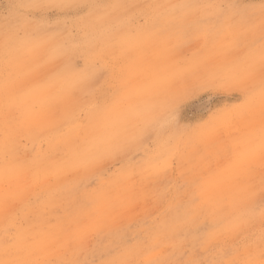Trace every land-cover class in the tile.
<instances>
[{"label":"rangeland","instance_id":"rangeland-1","mask_svg":"<svg viewBox=\"0 0 264 264\" xmlns=\"http://www.w3.org/2000/svg\"><path fill=\"white\" fill-rule=\"evenodd\" d=\"M3 141L0 264H264V0H0Z\"/></svg>","mask_w":264,"mask_h":264},{"label":"bare ground","instance_id":"bare-ground-1","mask_svg":"<svg viewBox=\"0 0 264 264\" xmlns=\"http://www.w3.org/2000/svg\"><path fill=\"white\" fill-rule=\"evenodd\" d=\"M97 39H99V38H97ZM15 145V142H11V143H7L6 141H3V142H1V146H3L2 148H1V151L2 152H0V159H2V157H3V155L5 154V153H8V152H12L11 154H14V152L15 151H17L18 149H17V147H15V149H14V145ZM108 158V157H107ZM105 160V159H104ZM100 164V163H99ZM16 166L15 165H12L11 164V166H2V167H0V186H1V184L2 183H4V182H12L13 181V179L15 178V177H18V173L20 172V169L19 168H15ZM121 181V180H120ZM125 185V184H124ZM127 186H129V184L127 185ZM116 188H117V186H115ZM126 187V186H125ZM127 189V188H126ZM117 191H119V190H117ZM120 191H121V189H120ZM127 191V190H126ZM120 193V192H119ZM124 193V192H123ZM111 194V193H110ZM128 194V193H127ZM199 194V193H198ZM208 194V193H207ZM109 195V194H108ZM124 195H125V193H124ZM123 195V196H124ZM206 196V198H208L207 196L208 195H205ZM115 197V196H114ZM188 197V196H187ZM189 198V197H188ZM191 198V197H190ZM108 199V198H107ZM5 200H6V195L5 194H0V206H2V204L5 202ZM189 200V199H188ZM208 201V200H207ZM201 202H202V199H201ZM105 203H107V202H105ZM210 203V202H209ZM95 204V203H94ZM205 204V203H204ZM120 205V204H119ZM97 206V205H96ZM195 207V206H194ZM105 209V208H104ZM185 209V208H184ZM204 209V208H203ZM118 211V210H117ZM204 211V210H203ZM189 212V211H188ZM111 213V212H110ZM121 214V213H120ZM207 214V213H206ZM110 217H112V215L110 216ZM200 217V216H199ZM68 218V217H67ZM172 219V218H171ZM206 221H208V219L206 220ZM168 225V224H167ZM180 225V224H179ZM186 225H189V224H187L186 223ZM196 225H197V223H196ZM170 226V225H169ZM176 226H178V225H176ZM193 226V225H192ZM227 227V226H226ZM172 228V227H171ZM184 228V227H183ZM200 228V227H199ZM190 229V228H189ZM180 230H182V229H180ZM170 232V231H169ZM173 232H175V231H173ZM166 233V232H165ZM175 234V233H174ZM173 234V235H174ZM177 234V233H176ZM184 234H185V232H184ZM175 236V235H174ZM178 236V235H177ZM185 237V236H184ZM161 238V237H160ZM159 238V239H160ZM190 238V237H189ZM163 239V238H162ZM180 239V238H179ZM175 240V239H174ZM185 240V239H184ZM184 240H183V242H184ZM196 240V239H195ZM163 241V240H162ZM161 241V242H162ZM173 241V240H172ZM192 242V241H191ZM199 242V241H198ZM197 242V243H198ZM201 242V241H200ZM164 243V242H163ZM176 243V242H175ZM193 243V242H192ZM192 243H191V245H192ZM139 244V243H138ZM148 244V243H147ZM186 244V243H185ZM170 245V244H169ZM168 245V246H169ZM180 245V244H179ZM212 245V244H211ZM139 246V245H138ZM137 246V247H138ZM172 246V245H171ZM177 246V245H176ZM160 247V246H159ZM195 247V246H194ZM205 247V246H204ZM213 248V247H212ZM142 249V248H141ZM151 249V248H150ZM149 249V250H150ZM148 250V251H149ZM212 250V249H211ZM142 251H143V249H142ZM142 251H141V253H142ZM145 251V250H144ZM144 251H143V253H144ZM156 251V250H155ZM159 251H160V249H159ZM140 252V251H139ZM147 252V251H146ZM145 252V253H146ZM153 251H151V253H152ZM163 252V251H162ZM195 252V251H194ZM140 253V254H141ZM181 253V252H180ZM203 253H204V251H203ZM155 254V253H154ZM151 255V254H150ZM163 255V254H162ZM207 255V254H206ZM213 255V254H212ZM133 256H135V255H133ZM189 256H192V255H189ZM154 257V256H153ZM182 257V256H181ZM222 257V256H221ZM156 258V257H155ZM179 258V257H178ZM177 258V259H178ZM188 258V257H187ZM135 259V258H134ZM173 259V258H172ZM176 259V260H177ZM204 259H206V258H204ZM138 260V259H137ZM140 260V259H139ZM166 260V259H165ZM169 260V259H168ZM195 260V259H194ZM157 261V260H156ZM180 261H181V259H180ZM206 261V260H205ZM213 261V260H212ZM133 262H134V260H133ZM142 262V261H141ZM215 262V261H214ZM150 263V262H149ZM164 263H165V261H164ZM199 263V262H198ZM201 263V262H200ZM228 263V262H227ZM192 264H194L193 262H192ZM196 264V263H195ZM204 264V263H203Z\"/></svg>","mask_w":264,"mask_h":264},{"label":"snow or ice","instance_id":"snow-or-ice-1","mask_svg":"<svg viewBox=\"0 0 264 264\" xmlns=\"http://www.w3.org/2000/svg\"><path fill=\"white\" fill-rule=\"evenodd\" d=\"M43 7L56 8V7H64V6L63 5H45ZM211 87H232V86H230V85H220V86H211ZM195 95H196L195 92L191 93V97L193 98V100L195 98ZM206 111H207L209 117H214L215 115H217V112L219 110L213 111L212 108H211V106L209 105L207 107Z\"/></svg>","mask_w":264,"mask_h":264}]
</instances>
